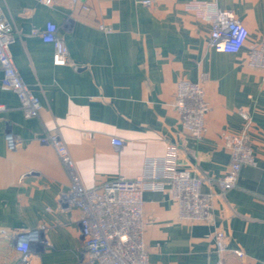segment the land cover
Segmentation results:
<instances>
[{
  "label": "crops",
  "instance_id": "0c3cea01",
  "mask_svg": "<svg viewBox=\"0 0 264 264\" xmlns=\"http://www.w3.org/2000/svg\"><path fill=\"white\" fill-rule=\"evenodd\" d=\"M143 1L0 0L15 65L43 105L38 117H26L17 95L2 87L0 69L7 108L0 113V264L19 260L14 233L37 227L49 245L39 247L33 264H86L81 211L60 202L71 177L54 148L39 140L52 133L61 136L86 188L139 177L146 160L164 156L170 143L180 148V167L206 179L204 191L215 195L206 223L183 221L168 192H144L149 264H264V69L248 64V47L264 43V0ZM194 1L208 3V19L187 8ZM217 8L249 30L238 54L209 46ZM48 22L68 46L67 66L53 64V47L42 40ZM183 80L201 83L210 105L201 140L180 123L175 101ZM241 108L252 117L256 165L243 166L238 186L222 192L216 179L230 166L225 139L242 131ZM8 132L22 141L14 151ZM113 138L124 146L116 149ZM217 231L226 235L223 251Z\"/></svg>",
  "mask_w": 264,
  "mask_h": 264
},
{
  "label": "built area",
  "instance_id": "2783aa9c",
  "mask_svg": "<svg viewBox=\"0 0 264 264\" xmlns=\"http://www.w3.org/2000/svg\"><path fill=\"white\" fill-rule=\"evenodd\" d=\"M51 5L52 0H42ZM150 5V0L143 1ZM208 3L194 1L188 9L201 19H208ZM84 9H88L85 5ZM103 31L112 29L104 25ZM58 27L48 22L41 33L44 43L53 47V64L69 65V49L58 35ZM12 27L0 11V69L3 73L2 87L13 91L19 100L20 108L28 118L38 117L43 109L41 99L20 75L10 52L12 44ZM250 37L247 27L234 13L217 8L211 23L209 46L217 52L238 54L247 47ZM248 64L254 68L264 69V43L252 44L248 47ZM176 109L180 123L191 137L201 140L207 132L206 116L210 105L201 83L180 81L176 90ZM0 103V113L6 111ZM244 126L239 134L226 137L225 147L230 153L228 171L216 179L222 192L238 186L239 175L243 166L256 165L249 132L252 117L244 109L239 110ZM42 144L50 145L58 154L71 177L69 190L62 194L60 202L68 208L81 211L80 227L83 240V262L86 264H149L145 243L146 222L143 212V194L146 191L168 192L170 198L179 208L180 218L191 223H206L212 218L214 198L212 192L204 191L206 179L192 171L180 167V148L170 143L164 156L149 158L145 162L142 175L134 179L116 177L93 188H86L71 159L70 153L58 133L40 137ZM6 143L10 150H16L22 143L12 132L6 135ZM112 145L116 149L124 146V141L113 138ZM5 233V231H2ZM15 250L19 253L16 264H33L39 247L48 246L44 238L43 227L23 229L13 235ZM218 250L226 249V235L217 231L214 235ZM235 254L243 257L241 250Z\"/></svg>",
  "mask_w": 264,
  "mask_h": 264
}]
</instances>
